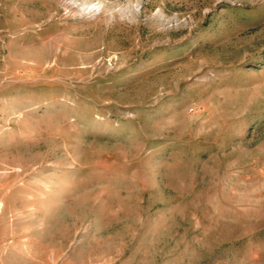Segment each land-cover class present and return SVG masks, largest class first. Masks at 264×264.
I'll use <instances>...</instances> for the list:
<instances>
[{
    "label": "rangeland",
    "instance_id": "rangeland-1",
    "mask_svg": "<svg viewBox=\"0 0 264 264\" xmlns=\"http://www.w3.org/2000/svg\"><path fill=\"white\" fill-rule=\"evenodd\" d=\"M0 264H264V0H0Z\"/></svg>",
    "mask_w": 264,
    "mask_h": 264
}]
</instances>
